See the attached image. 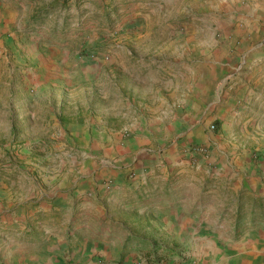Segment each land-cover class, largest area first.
<instances>
[{"label": "rangeland", "instance_id": "1", "mask_svg": "<svg viewBox=\"0 0 264 264\" xmlns=\"http://www.w3.org/2000/svg\"><path fill=\"white\" fill-rule=\"evenodd\" d=\"M231 14L221 0H0V247L5 256L14 244L15 223L29 215L37 234L31 252L41 259L45 245L59 234V221L71 217L66 195L80 193L70 201L77 224L101 206V192L107 198L113 191L109 172L117 171L130 180L203 175L223 179L228 189L239 187L226 192L222 207L212 194L216 189L207 193L205 185L199 194V184L189 186L196 196L189 214L194 225L184 235L195 241L173 249L126 242L125 251L135 249L131 264L243 255L264 259V243H258L264 242V114L253 121L232 114L213 117L228 100L224 92L250 76L251 53H225L220 40V22ZM46 60L52 63L47 71L41 66ZM205 62L225 65L213 72L221 102L210 116L184 125H205L210 141L195 140L186 145L195 149L178 152L183 155L178 162L189 172L178 173L186 168L174 166L161 173L158 161L166 150L185 141L173 132L172 114L164 120L163 138L155 136L154 115L145 103L171 80L180 88L174 96L164 95V102L183 106L184 80L194 85ZM228 107L236 110L239 104ZM177 187L187 192L184 183ZM148 217L155 221L153 212Z\"/></svg>", "mask_w": 264, "mask_h": 264}, {"label": "crops", "instance_id": "2", "mask_svg": "<svg viewBox=\"0 0 264 264\" xmlns=\"http://www.w3.org/2000/svg\"><path fill=\"white\" fill-rule=\"evenodd\" d=\"M221 5L234 13L220 22L223 31L220 40L225 53L239 55V52L241 54L243 51V56L251 53L252 63L248 72L250 76H244L238 86L235 88L231 86L224 92L222 98L228 100L223 102L225 105L216 110L213 117L222 119L232 114L238 118L241 115L247 121H253L260 114H264V0H221ZM239 8L243 9L241 14H238ZM128 55L135 60L132 50L128 52ZM219 60L214 58L216 62ZM48 62L49 60L41 62L45 71L52 66V63ZM224 67V63L205 62L196 70L197 81L194 85H187L189 80L185 79L182 87L186 88L187 93L183 106L177 107L175 103L168 106L164 102V95L174 96L180 88L179 82L173 85L171 80L165 87L156 90L155 100L149 105L145 103L147 111L154 115L155 136L163 138L167 130L164 120L172 114L173 132L177 131L178 136L185 141L172 145L169 150H166L167 154L158 161L161 173L166 172L168 168L172 171L174 166L186 168L180 169L178 173L189 172V169L183 166V161L178 162L183 156L178 155V152L183 151L184 148L189 150L194 147L195 149V146H186L195 140L203 143L210 141L211 133L205 125L193 129L184 123L186 120H195L197 117L210 116L214 111L213 108L221 102L220 94L213 83V72L215 73L218 68L221 72ZM237 71L236 69L235 72ZM10 73H12L11 70ZM228 77L226 75L222 78L220 87ZM232 87L233 91H231ZM233 104H239V107L236 110L228 107ZM0 105L4 108L3 102ZM225 124V122L221 124V129ZM151 127H149L150 131H152ZM240 132L243 133V130L241 129ZM132 148L134 145L126 147L128 151ZM190 169L199 170L200 167H190ZM95 170L97 171L98 168L95 167ZM116 173L117 171L109 172L112 182L107 183L113 191H109L107 198H104L105 193L101 192L102 195L99 196L101 206L95 207L90 217L83 218V221L77 224L73 223L76 220V213L73 209L74 204L70 201L80 193L79 191L72 193L73 197L70 194L66 195L69 200L68 208L72 210L68 216L71 217L68 223H63L64 220L59 221V234L45 245V252L41 259H37L31 252V238L36 237L37 234L31 227L29 215L27 219L23 217L20 223H15L16 229L11 234L14 244L7 256L0 247V264H131L133 260L135 261L133 259L135 249L125 251L126 242H133V246L156 243L168 249L189 246L195 241V237L185 236L184 233L190 231L189 226L194 225L189 214L191 206L196 203V196H191L188 192L189 186L194 187L199 184V194L205 185L210 187L207 193H210L213 188L216 189L217 191H213L212 194L219 196L222 207L226 206V192L239 188L235 183L233 188L228 189L223 185V179H212L203 175L195 177L194 175L163 174L130 180L126 179L125 175H116ZM178 183H184L187 186L185 187L187 192L179 191ZM90 195L94 197L91 192ZM178 195H182V198H178ZM150 211L154 213L155 221L149 220ZM136 227L142 230L135 232ZM148 230L157 233L156 237H148L146 233H143ZM191 230L195 231L193 228ZM47 232V230L43 231L44 234ZM258 243L264 242L259 239ZM248 256L243 255V259H155L151 264H264V259H251Z\"/></svg>", "mask_w": 264, "mask_h": 264}, {"label": "trees", "instance_id": "3", "mask_svg": "<svg viewBox=\"0 0 264 264\" xmlns=\"http://www.w3.org/2000/svg\"><path fill=\"white\" fill-rule=\"evenodd\" d=\"M217 124H219V123H217Z\"/></svg>", "mask_w": 264, "mask_h": 264}]
</instances>
